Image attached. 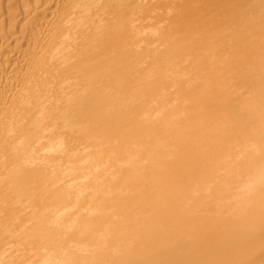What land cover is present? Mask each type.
Returning a JSON list of instances; mask_svg holds the SVG:
<instances>
[{
  "label": "bare ground",
  "instance_id": "1",
  "mask_svg": "<svg viewBox=\"0 0 264 264\" xmlns=\"http://www.w3.org/2000/svg\"><path fill=\"white\" fill-rule=\"evenodd\" d=\"M218 1L19 12L37 27L3 35L0 264H264V0Z\"/></svg>",
  "mask_w": 264,
  "mask_h": 264
},
{
  "label": "rangeland",
  "instance_id": "2",
  "mask_svg": "<svg viewBox=\"0 0 264 264\" xmlns=\"http://www.w3.org/2000/svg\"><path fill=\"white\" fill-rule=\"evenodd\" d=\"M24 1V0H23ZM23 1L22 0H0V66L1 67H3L2 65L4 64L3 63V56H4V54L7 52V50H8V45H9V48L10 49H15L16 51H17V49L19 50L20 48L22 49H24V48H26V45L27 44H29L31 41V36H29V34L31 33V32H33L35 29H36V25H37V20L35 21V19H33V21L34 22H30V21H32V19L29 21V22H27L26 24L24 23L25 21H23L21 18H20V15H21V13L22 12H25L26 10H29L30 8H32L31 7V5L33 6L34 4H39V5H41V2H39V0H37V2H34L33 3V1L34 0H25V3H23ZM26 1H27V3H26ZM222 1V0H221ZM220 1V2H221ZM217 2L219 3V1L217 0ZM23 4V5H22ZM27 4H28V7H29V4H30V7L29 8H27ZM38 5V6H39ZM206 7H205V5H200V7H199V11L201 10V9H203V7H204V10L203 11H206L207 12V8H209L208 9V12L206 13V12H203L202 11V13H201V11H200V13L201 14H199L200 16H201V18H203L204 16H206V14H207V17L208 16H210V17H204L205 19H209V18H211V16L213 15V14H215V13H213L211 10H210V7H208V5L209 4H207L206 3ZM24 6V7H23ZM35 6V5H34ZM33 6V7H34ZM202 6V7H201ZM213 6V5H212ZM21 7V8H20ZM201 8V9H200ZM21 9V10H20ZM22 9H24V11H22ZM186 9H188V8H186ZM22 11V12H21ZM188 11V10H187ZM198 11V12H199ZM209 11H211V13L209 12ZM19 12H21V13H19ZM47 12H49V11H47ZM197 12V13H198ZM15 15H14V14ZM18 13H19V15H18ZM196 13V14H197ZM205 13V14H204ZM208 13H210V14H208ZM213 13V14H212ZM44 15L46 14L45 12L43 13ZM202 14L204 15V16H202ZM212 14V15H211ZM13 15V16H12ZM17 15V16H16ZM15 16V17H14ZM19 16V17H18ZM200 16H198V14L195 16V18L196 17H198V19L200 18ZM14 19V20H16L15 22H17V23H13L14 22V20L12 19V18ZM19 18V21H18V19L17 18ZM212 17H214V15L212 16ZM216 17V16H215ZM200 18V19H201ZM197 19V18H196ZM19 22V23H18ZM22 22V23H21ZM36 22V23H35ZM35 23V24H34ZM12 25H15V26H12ZM23 25H24V27H23ZM30 25V26H29ZM33 25L34 26H36V27H33ZM12 26V27H11ZM29 26V27H28ZM32 26V27H31ZM14 27V28H13ZM16 27V28H15ZM32 29H31V28ZM11 28H12V30H11ZM23 28V29H22ZM25 28V29H24ZM33 28H35V29H33ZM8 29H10L11 31H9ZM14 30V31H13ZM33 30V31H32ZM7 31V32H6ZM8 31L9 32H11V33H16V35H18V39L15 41H13V42H8V45H7V43H6V39H4V36L3 35H7V33H8ZM13 31V32H12ZM16 31V32H15ZM4 32H6V33H4ZM20 32V33H19ZM23 32V33H22ZM18 33V34H17ZM24 33H26L25 35H24ZM8 34H10V33H8ZM32 34V33H31ZM30 34V35H31ZM2 36H3V38H2ZM24 36V37H23ZM29 37V38H28ZM24 38V39H23ZM2 39V40H1ZM29 41V43H27L26 41ZM27 43V44H26ZM5 45H7V48L5 47ZM3 46V47H2ZM12 46V47H11ZM14 46V47H13ZM17 49H16V48ZM5 48V49H4ZM7 49V50H6ZM4 52H3V51ZM6 51V52H5ZM2 54H3V56H2ZM14 57H15V55H14ZM1 60H2V62H1ZM1 69V68H0ZM182 231H183V228H182ZM181 231V232H182ZM184 232V231H183ZM182 232V233H183ZM181 233V234H182ZM176 234V233H175ZM179 234V233H178ZM177 234V235H178ZM182 235H185L184 237H186V235L188 236V234H186V233H183ZM181 235V236H182ZM179 236H180V234H179ZM173 237V236H172ZM177 237V236H176ZM175 236H174V238H176ZM183 237V236H182ZM183 237V238H184ZM189 237V236H188ZM174 238H172L173 240H172V242L174 243ZM178 238V237H177ZM181 238V237H180ZM182 238V239H183ZM179 239V238H178ZM172 242H170L171 244H173Z\"/></svg>",
  "mask_w": 264,
  "mask_h": 264
}]
</instances>
